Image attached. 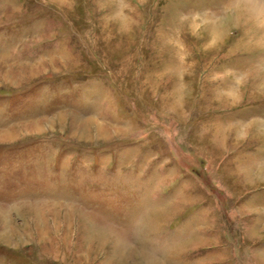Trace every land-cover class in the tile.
I'll use <instances>...</instances> for the list:
<instances>
[{
    "label": "rangeland",
    "instance_id": "374dc122",
    "mask_svg": "<svg viewBox=\"0 0 264 264\" xmlns=\"http://www.w3.org/2000/svg\"><path fill=\"white\" fill-rule=\"evenodd\" d=\"M0 264H264V0H0Z\"/></svg>",
    "mask_w": 264,
    "mask_h": 264
}]
</instances>
